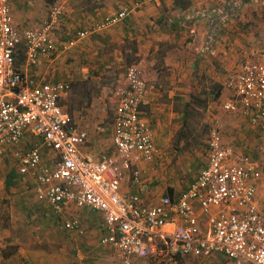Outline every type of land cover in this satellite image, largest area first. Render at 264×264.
I'll return each mask as SVG.
<instances>
[{
    "label": "crops",
    "instance_id": "crops-1",
    "mask_svg": "<svg viewBox=\"0 0 264 264\" xmlns=\"http://www.w3.org/2000/svg\"><path fill=\"white\" fill-rule=\"evenodd\" d=\"M8 3L12 25L19 31L39 29L53 6L63 7L53 30L56 55L41 57L30 67L26 66L23 56L21 62L15 61V66L37 84L69 85L70 91L60 98L59 105L71 116L74 126L87 134L79 148L83 157L96 162L101 155L113 151L116 107L113 93L125 84L128 67L135 65L140 69L148 86L140 117L152 132L158 155L153 161L138 165L139 185L126 173L120 189L123 195H137L140 206H154L163 197L176 200L198 175L177 192L161 166L167 150L171 146L179 150L177 146L187 140L183 130L190 121V96L200 92L199 81L209 82L211 87L218 85L221 103L229 96L224 86L227 76L241 58L264 42V0H151L146 3L141 0H8ZM123 7L132 9L125 19L100 31L91 30L96 22ZM83 32L87 33L85 37H79ZM108 93L113 116L106 140V135H99L97 126L103 122L101 111ZM204 102L206 106L208 102ZM199 105L203 106V102ZM220 113H223L221 109ZM230 118L236 119L231 121L236 130L238 123L246 122L239 114ZM33 147L41 153V165L52 167L53 153L42 146L39 136L30 132L20 144L0 155V161L6 158L15 163L6 168L0 162V174L3 173L0 189L3 187L7 192L5 198L0 197V264H78L73 256L79 247L85 254L83 264H120L114 248L100 243L105 235L102 214L69 205L62 214L56 215L37 199L33 180H21L14 152ZM258 181L255 201L260 208ZM192 205L203 235L208 228L207 217L196 202ZM71 220L79 222L84 235L64 228V223ZM73 236L84 237L88 247ZM7 247H10L8 251ZM178 264L236 263L221 254H212L204 258H183Z\"/></svg>",
    "mask_w": 264,
    "mask_h": 264
},
{
    "label": "built area",
    "instance_id": "built-area-1",
    "mask_svg": "<svg viewBox=\"0 0 264 264\" xmlns=\"http://www.w3.org/2000/svg\"><path fill=\"white\" fill-rule=\"evenodd\" d=\"M131 10L123 7L91 30L112 26ZM61 14L62 7L53 6L42 27L19 31L12 25L8 0H0V155L20 144L28 132L39 136L54 155L53 165H41L36 147L15 151L19 177L33 180L37 199L56 215L69 205L102 214L105 235L100 243L114 248L120 264H178L183 258L212 254L236 264H264V212L255 201L260 173L248 156L224 143L217 117L208 131L206 164L176 200L163 197L147 207L139 205L137 195L120 193L126 173L139 185L138 165L158 155L152 132L140 117L148 86L137 66L126 69L125 84L113 93V151L96 162L80 154L87 134L59 105L69 85L37 84L15 66L21 49L28 67L56 55L53 30ZM224 86L229 96L220 103L221 111L239 114L251 127L264 130V46L241 58ZM192 202L207 217L203 235ZM64 228L84 235L76 220L66 221Z\"/></svg>",
    "mask_w": 264,
    "mask_h": 264
},
{
    "label": "rangeland",
    "instance_id": "rangeland-1",
    "mask_svg": "<svg viewBox=\"0 0 264 264\" xmlns=\"http://www.w3.org/2000/svg\"><path fill=\"white\" fill-rule=\"evenodd\" d=\"M254 20L256 21L255 18ZM258 46H264V42L258 43ZM19 51L16 56L17 62H21L22 60ZM199 87H201L200 92H192L193 94L190 93L192 94V96H190L192 110L188 109L190 113V121H188V125H186L183 130V133L187 136V140L185 139L181 141V144L177 146V149L180 148L179 150H176L172 146L167 150L168 153L164 156L166 159L162 160L161 168L163 169V174L166 173L169 175L170 184L173 185V189L177 192L182 190L187 182L198 174L206 162L205 149L210 121L213 117H217L220 119V125L223 129L222 136L225 142L235 145V147H237L244 155L252 159L255 168L260 173L257 196L259 206L264 212V130L253 128L246 122V124L244 122L243 124H241V122L238 123L237 125L239 129H234L231 121H235L236 119H231L228 114L220 113L219 97L214 98L217 92L216 89L213 86L212 88L209 82H205L202 79L199 81ZM108 98L109 93L105 98L106 105L101 111L104 116L103 122L97 126V131H100L99 135L102 137L106 135V140L110 131L113 116V106ZM204 101L208 102L206 106H204ZM202 102L205 109H203V106L200 107L199 105L200 103L202 104ZM172 144L174 146V140ZM3 159L4 160L1 159L0 162L4 167L10 168L13 164L15 165L14 161H9L6 158ZM2 179L3 173L0 174V181H2ZM6 195L7 192H5L2 187V189H0V197L5 198ZM73 238L75 237L73 236ZM83 238L84 237H77L75 240L79 242L81 241V245L88 247ZM6 249L8 251L10 247H7ZM78 256L85 259L82 247L77 249V252L74 253L73 257L78 261Z\"/></svg>",
    "mask_w": 264,
    "mask_h": 264
},
{
    "label": "trees",
    "instance_id": "trees-1",
    "mask_svg": "<svg viewBox=\"0 0 264 264\" xmlns=\"http://www.w3.org/2000/svg\"><path fill=\"white\" fill-rule=\"evenodd\" d=\"M19 54H20V57L22 56V58H23L24 55H23L22 51H19ZM214 88L217 91L214 98H217V97H219V94H220V87L218 85H216V87H214ZM208 131H209V128H208Z\"/></svg>",
    "mask_w": 264,
    "mask_h": 264
}]
</instances>
